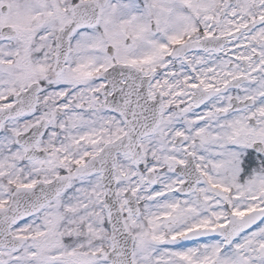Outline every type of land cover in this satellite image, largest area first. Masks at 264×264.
<instances>
[{"label":"snow or ice","instance_id":"1","mask_svg":"<svg viewBox=\"0 0 264 264\" xmlns=\"http://www.w3.org/2000/svg\"><path fill=\"white\" fill-rule=\"evenodd\" d=\"M0 264H264V0H0Z\"/></svg>","mask_w":264,"mask_h":264}]
</instances>
